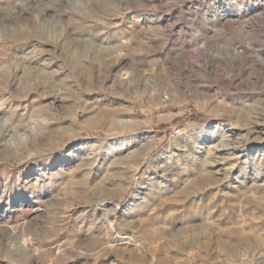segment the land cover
Listing matches in <instances>:
<instances>
[{"label": "rangeland", "instance_id": "obj_1", "mask_svg": "<svg viewBox=\"0 0 264 264\" xmlns=\"http://www.w3.org/2000/svg\"><path fill=\"white\" fill-rule=\"evenodd\" d=\"M0 264H264V0H0Z\"/></svg>", "mask_w": 264, "mask_h": 264}, {"label": "bare ground", "instance_id": "obj_2", "mask_svg": "<svg viewBox=\"0 0 264 264\" xmlns=\"http://www.w3.org/2000/svg\"><path fill=\"white\" fill-rule=\"evenodd\" d=\"M205 178H207V177H205ZM207 179H204V178H202L201 180H200V182L202 181V183H203V181H206ZM198 181V180H197ZM209 181H211V180H209ZM210 182H208V184H209ZM183 192L181 193L180 192V194H182V195H184V192H186V191H184V190H182ZM181 197H183V196H181ZM173 203V202H172ZM181 206V204L179 203V202H174L173 203V207H180ZM184 206V205H183ZM218 243V242H217ZM218 244H220V246H222L221 244V242H219ZM206 247V246H205ZM228 250H233L232 249V247H228ZM257 255H254V257H256ZM207 257V256H206Z\"/></svg>", "mask_w": 264, "mask_h": 264}]
</instances>
